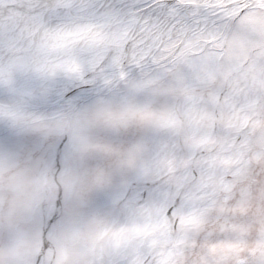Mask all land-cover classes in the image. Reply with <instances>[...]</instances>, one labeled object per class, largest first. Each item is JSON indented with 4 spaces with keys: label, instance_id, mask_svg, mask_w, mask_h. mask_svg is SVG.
Listing matches in <instances>:
<instances>
[{
    "label": "snow or ice",
    "instance_id": "1",
    "mask_svg": "<svg viewBox=\"0 0 264 264\" xmlns=\"http://www.w3.org/2000/svg\"><path fill=\"white\" fill-rule=\"evenodd\" d=\"M0 264H264V0H0Z\"/></svg>",
    "mask_w": 264,
    "mask_h": 264
}]
</instances>
